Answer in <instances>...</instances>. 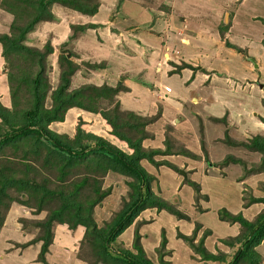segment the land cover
Returning <instances> with one entry per match:
<instances>
[{"label":"rangeland","instance_id":"1","mask_svg":"<svg viewBox=\"0 0 264 264\" xmlns=\"http://www.w3.org/2000/svg\"><path fill=\"white\" fill-rule=\"evenodd\" d=\"M156 1L159 2H155L152 4L148 0H99V2L102 4V7L99 8V11L96 14L92 15V19L95 21H102V19L107 20L106 18L111 19L112 17L110 15H113V18L115 19V22L112 25L113 27L108 21H104L105 26H108V28L110 27V31H107V33L114 34L112 36V38H115L113 44L108 43L105 40L99 41L100 37L98 36V34H100L103 29L93 30L90 33H83V31H78L75 36L69 39L68 35L72 32L70 25L75 23H84V20L82 19V16L81 18L80 16H77L75 11L64 7L61 4H54L51 7V11L55 14V19L39 22L35 26V29L28 33V38L25 43L41 48L47 40L50 41L51 45L53 46V52L48 56V67L46 70L47 73L45 75L47 76L52 87H55L59 81L60 68L57 63V58L60 52H63L64 50V54H67V56L72 55L70 59L78 66V69L72 76L71 88L78 87L83 82H90L95 84L108 83L113 85L116 84L119 80H124L125 83H130L127 84L130 87V91H126L128 92L127 94L124 93L119 96L121 92H124L120 91L117 95V98L121 102V107L129 108L142 115H147V117L156 116L158 118L159 108H162L163 105L167 106V104L177 102L176 98L171 96V93H169V87L165 86L164 84H168V86H172L174 89L178 88V90H182L181 88L184 85L183 93H181L182 97L185 94L187 86H190L191 90L194 91L197 95L200 94L202 98L198 103H195L194 107L200 108L202 113H204L206 117L203 119L195 118L191 121L193 129L197 131L200 130L199 132L194 134L191 125H184L186 116L189 114L187 110L183 108L185 112L181 109V111H178L185 115H183V117L182 115H180V113L173 112L177 108L172 107L169 110V113H175L174 117H177L172 121V124H168L166 122V119L163 118V112H161L158 119H155V121L146 125L148 131L147 133L149 135L151 134L152 137L147 134L148 136L143 141L144 145H146L145 141L147 140V146L159 147V145L161 146V143L164 142L165 139H167L173 151H177L184 145L183 148L187 146L189 150L191 149V152L195 151V153L199 154L198 157H189L182 154H167L155 156L156 159H161L162 157V159H166L174 163L178 166V171L173 170L170 166L165 164L156 166L146 159H143L141 161L145 169L155 176V179L151 182L152 190L159 196L169 201L175 202L177 207L189 216V219H179L166 210H159L156 209V207L146 208L139 213V215L134 219L133 223L130 226L125 228L122 234L117 237L114 244L116 246H123L132 249L133 235L135 234V232H141L142 234L146 233L147 235L144 236L145 240H143L142 237L140 239V242L141 244L143 243V241L147 242V245H149V247L152 246V248L151 250L149 248L150 253L145 254L151 259V261H155L156 264H160L158 259V251L156 249L157 247H160L159 245L163 236H165L167 239L166 229L171 228V232H173V238L182 240L184 245H187L190 249L191 247L189 246L187 241L177 236L178 232L184 235H195L194 241H197L203 236V233L206 229H210L209 235L204 237L205 247L214 254L226 253V255L228 254L230 258L232 252L236 247L233 248L228 244L229 242L224 241V239L232 237L228 235L226 236V228L228 229V227L225 224H237L239 227L241 226L237 222L231 223L228 221L220 220L217 214V210L221 207H225L231 213H242V215L248 220H254L257 214L261 213L262 211L264 212L263 201L252 203L257 204V206L259 207L260 210H258L257 213L252 211H245L247 209V206L251 205L246 203H249L253 197L264 198V164L260 162L261 154L255 149H246L242 145L232 144L233 140L242 141L239 139H243L244 141L245 139H248L250 136H252V134H258L256 129L257 126L253 122V119H255L254 117H256V113L254 116L252 115L254 113H249V119L245 118L246 115L243 114V112L240 115L234 116V124L238 125V127L234 126L232 123H229L227 118H225V120H219L220 122H218L217 119L224 118L220 116H223V114L227 112L226 108L224 107L227 102L223 101V98H227L230 96L228 95L227 91L221 90L219 92H216L219 88L209 89L210 86L208 85L207 87L205 85L206 83L204 84V81L198 78L194 81L188 82V85H185L187 84L186 80H181L179 76H174L172 78H168L166 75L161 76V72L157 68L156 62L158 59V53L153 51V48H156L155 50L158 51L157 42L159 40V36H153V34L147 32V30H143L146 28L148 22L147 11H149L148 13L150 14H165L166 10L161 8L163 0ZM188 1L189 0L183 1L182 8L185 9L186 12L188 11L189 6H184L188 4ZM225 2H229L231 5L225 9L223 8L222 10L221 8L223 6V0H211L206 4L203 3V5H199L197 1L192 0L191 8H194L196 6V10H200V13L203 12L205 15L209 13L213 17L215 15V12L221 9V13H219L217 19L214 21V24H216V26L218 25V28L220 30L222 28H225L226 26H229V24L231 25L232 21H230V19L232 20L233 18V11L235 10L234 8L239 5V0H225ZM257 2L259 1L254 0L253 2H251L249 7H247L251 9L249 10L251 12L249 16L253 17V19H258L255 17L256 15L264 17V6L262 4L258 5V10L254 8V5H256ZM149 9H151V11ZM130 15L134 16H131L132 19L135 21L137 20L140 26L135 23L132 24V20H129L127 23H125V18L130 17ZM15 20H21V22H23L26 19L25 16L23 17V19L16 17L13 11L7 10L2 4H0V33L10 34L12 23L17 22ZM21 22L19 23V25L21 24ZM212 22L213 19H208L204 23L206 24V27H204L203 30H205V32L209 35H212L213 32ZM261 22L264 23L262 20ZM234 24V26L237 25L236 22ZM152 28H154V30H156L157 32H160L162 26L160 25V22L155 21ZM122 31L125 32L126 36L129 35L131 39H134V37H136L134 35H139L140 40L138 41V43L140 47H138V43H135L133 41L130 42V40L126 38L125 41H127V43H125V46L129 47L130 44L131 47V49H127L123 44ZM127 31H129L130 34ZM137 32H140V34H138ZM235 35L236 37H234V42L241 43L242 40H245L244 37H239V33H235ZM67 38L69 39V41L64 43ZM140 41L145 45V47L142 45V43H140ZM66 50H70L71 54L65 53ZM253 53L258 54V51L253 49ZM165 59L166 57H164V60ZM100 61H104L102 67L98 66L96 68H92L90 66V64ZM168 61H170V59L167 56L166 62L169 67L171 64L169 65ZM176 62H178V60ZM235 62L236 61L232 59V65ZM178 63L181 64L182 60L179 59ZM171 66H174V68L169 73L176 71L174 70L176 69L175 65L172 64ZM234 67L235 66H232L233 69ZM9 70L10 73L11 71L13 73V71H15V68L6 67L5 69H3V72L6 74V71L8 73ZM262 71L264 74V70ZM133 76H135V78H133ZM160 76L162 78H160ZM142 77L147 79V85L142 84ZM251 78V76L247 75L245 81L239 80V85H236L235 81H233L231 82V86H229V88H226V90H231L230 93L233 94V100L237 105L240 104L239 106H243L245 104V101H247V108H251L253 110L254 105L249 101H256L255 97L258 98V96L260 97V95L264 93V79L258 78L255 81L256 78ZM137 79H139L140 81ZM253 80L256 82V84H252L251 81ZM11 82L16 86L21 85L19 87V100L23 102L26 101L28 99V90L26 91L27 87L22 83H18L17 81ZM162 84L164 86V92L160 93V91H156L155 87H159ZM236 92H238V95H236ZM168 96L172 97L171 102L162 100L168 99ZM126 97H128V101L126 100ZM9 98L10 99L7 105L3 104L1 100L0 102L2 105L11 110L13 108L10 93ZM23 102H21V104ZM144 107H147V110H145ZM193 110L194 109L192 107V112ZM228 114L229 113L227 112V116ZM85 115L83 114V116L88 117V120H86L87 122L85 123L84 120L80 123L85 130L89 131V129H94L103 137H106L113 143L117 144L124 151L130 152L126 143L122 142L111 133L115 125L112 126L107 124L100 116L96 117L92 114H88L87 112H85ZM216 116H219V118H216ZM257 116L258 120L260 121L262 117L259 115ZM187 120L189 121V118H187ZM203 121L205 136L202 131ZM69 122L70 121L68 119L65 126H63L64 124L58 126L57 123L53 122L50 124V126H52L51 129L57 133L69 135L72 140L76 131V126L80 122V118L75 121L76 123L71 122V124H68ZM261 122L263 121L261 120ZM239 125H242V127ZM57 126L58 128H56ZM98 126H100L99 129ZM227 130L229 131L227 132ZM123 131L125 133H128L129 135L138 136L141 135L144 130L143 128H141V126H137V128L132 129L124 128ZM258 132L262 131L258 130ZM263 133L264 132H262L261 134ZM180 139H182L185 144H182L179 141ZM215 141L217 144L215 143ZM217 141L221 142V144ZM192 147H200V150H194ZM233 147L238 150H235ZM162 148H164V144ZM234 152L236 153V155L234 156L236 158L240 157L244 163L237 164L233 162L230 163L228 168H225V166L222 165V159H224V157L228 155V153L234 154ZM219 161H221V164L219 163ZM41 164H43L44 167H42V171L40 173L36 174V180L41 181L46 178L47 180H49L50 187L55 186L59 188L60 181L58 180L59 178L55 176L57 171L59 170L51 164L46 163L50 165V167L47 166L48 168L46 167L45 163L41 162ZM74 168H77L75 170V173H78V176H76L77 180L82 177L79 174H87V168L85 166ZM205 172L209 174V176L213 179V182L209 181V183H206L208 180L212 179L206 177L203 178L201 174ZM243 173L244 177L246 175L248 176L246 179L247 181L244 180L241 182H236V176ZM68 178H70V176L65 177V179ZM99 179L101 181V190L107 191L108 193L101 199V201L94 205L93 217L96 220L97 226L103 229L107 227V224H109L107 222H109L113 217H115L116 213L119 212L124 204V201L129 199L131 188L127 183L130 178L120 175L117 172L110 171L103 177V179ZM186 179H190L191 181L199 184V193H201V195L198 199L196 198L197 193L192 186L187 184L188 182L186 183ZM90 181L91 180L89 179L86 188L89 187ZM237 201L239 202V204H241V209L235 211L233 209V205L235 207H238ZM213 204H217V206L212 210ZM27 209L30 210V215L34 217V219H41L47 213L46 210H44L39 214H33L34 212L32 208ZM200 214H204V216L201 217ZM7 215V222L11 223L12 227L13 225H15V227L20 225L21 227L22 224L20 223L19 218L22 217V215L23 217L24 215H28V213L25 212L20 206H18V203H13ZM29 219L32 218L30 217ZM175 219H177L178 222H176ZM196 222H199L201 224V227L200 229H198L196 234H193ZM80 226L82 225H79L77 227ZM62 227V229H68V231H70L67 226L64 225ZM22 231L24 235L29 234L33 238L34 234H36L38 230L32 228V225H30L25 227V229L23 228ZM71 231L74 241L76 239L75 230ZM79 233L80 231H77L76 235H78ZM58 234H60V230ZM10 239L21 241L23 239V236L20 235V233L18 234V232L7 229L5 233H2V240H0V246L5 248L3 249V251L0 249V254H2V252H6L10 247ZM76 240L78 241V243L77 245H75L76 247L73 248L75 250V254H72L71 257L72 260L74 259L77 262L79 258H77L76 256V251L79 246L80 239ZM52 244L54 253L56 255L59 254L61 258L62 255H65V253L63 252V247L67 249L68 247H70L67 246L70 243L62 242L59 235L55 236V241L53 240ZM164 247L165 249L169 250L167 247V243ZM178 248L179 250L182 249L181 246H178ZM255 249L260 256L259 261L264 264V255L262 254V251L260 249H257V246ZM192 252L195 254L197 259L203 260L201 258H198L199 254L195 253L191 249V253ZM167 255L165 256L166 259L169 256ZM66 257H68V255L64 257L65 261L68 262V259ZM60 260L63 261L62 259ZM63 263L65 264V262ZM71 263L72 262L70 259V262H68V264Z\"/></svg>","mask_w":264,"mask_h":264},{"label":"trees","instance_id":"2","mask_svg":"<svg viewBox=\"0 0 264 264\" xmlns=\"http://www.w3.org/2000/svg\"><path fill=\"white\" fill-rule=\"evenodd\" d=\"M0 1V4L13 11L16 17L23 19L25 16L26 19L23 22L15 20L17 22L12 23L10 34L0 33L4 69L15 68L13 73L12 71L10 73V70L8 73L6 71L13 109L10 110L0 102V228L12 204L18 203L32 208L33 214H39L44 210L47 212L41 219L19 218L22 229L32 225V228L38 230L33 238L21 246L40 241L36 257L40 264H49L46 253L53 242L54 229L58 224H64L70 230H75L79 225L84 227L76 256L86 264H156L146 256L139 232L136 231L133 235L132 249L116 246L114 243L117 237L146 208L166 210L179 219H189V216L179 209L175 202L159 196L152 190L151 182L155 176L145 169L141 161L146 159L156 166L165 164L178 171L179 168L174 163L166 159H156L155 156L182 154L197 158L198 155L186 147L183 148L184 145L173 151L167 139L163 142L164 148L145 146L143 141L149 135L146 125L159 118L161 108L158 111V118L122 108L117 95L120 91H127L128 87L120 80L113 85L83 82L80 86L71 88L72 76L78 66L70 59L72 55L67 56L64 50L57 58L60 68L59 81L55 87L50 84L45 74L48 56L53 52V46L48 40L41 48L26 44L28 33L33 31L39 22L55 19L56 16L51 11L54 4H61L82 14L93 15L98 11L99 0ZM261 20L264 22V19ZM98 26L100 25L94 23L71 24L72 32L68 35L69 39L78 31L84 32L88 28ZM227 28L228 26L219 30L222 37ZM69 39L67 38L64 43ZM225 44L238 52H246L227 40ZM65 53L71 54L70 50H66ZM103 63L104 61H100L90 66L102 67ZM189 66L191 65L182 63L179 67ZM10 80L27 87L26 101L19 100L21 85L16 86ZM142 83L145 84L144 81ZM73 105L98 114L107 124L115 125L111 133L125 142L130 152L124 151L101 134L90 129L85 130L80 124L84 121L82 118L76 126L72 140L69 135L53 131L50 124L63 121L64 113ZM262 105L264 106V97ZM217 120H225V117ZM261 120L264 122V117ZM137 126L144 130L141 135L132 136L123 131L124 128L132 129ZM149 136L152 137L151 134ZM249 138L244 141L233 140L232 144L255 149L261 154L260 162L264 164V133L252 134ZM233 156L226 155L223 161L221 160L222 165L226 167L233 162L244 163L240 157ZM41 162L45 163L46 167H50L48 164H51L59 170L55 175L60 181L59 188L50 187L46 178L36 180V174L44 167ZM79 166H85L87 174H79L82 177L77 180L78 173H75L77 168L74 167ZM110 171L129 177L127 183L131 192L119 212L107 222L109 223L107 227L102 229L97 226L93 217V207L108 193L101 190L99 178L103 179ZM67 176L70 178L65 179ZM247 177V175L244 177L243 173L238 175L235 181L241 182ZM89 179L90 185L86 188ZM186 183L193 187L198 199L201 195L199 184L190 179H186ZM257 201L264 202V198L253 197L246 204ZM217 214L220 220L237 222L241 226L237 235L224 239L231 247H236L227 264H263L259 261L260 256L255 248L264 239V212L257 214L254 220L246 219L240 212L231 213L225 207L219 208ZM200 227L201 224L196 222L193 234H196ZM209 233L210 229H206L197 241H194L195 235L178 232L177 236L187 241L201 259L218 260L225 254H214L205 247L204 237ZM166 242L167 239L163 236L160 247L156 249L160 264H171V261L165 259V255L169 253L164 250Z\"/></svg>","mask_w":264,"mask_h":264},{"label":"crops","instance_id":"3","mask_svg":"<svg viewBox=\"0 0 264 264\" xmlns=\"http://www.w3.org/2000/svg\"><path fill=\"white\" fill-rule=\"evenodd\" d=\"M148 1L151 2L152 4L155 2H159L156 0H148ZM183 1L184 0H163V4L161 5L162 6L161 8L166 10L165 14H163V15H158L155 13L150 14V13H148L149 11H147V14L149 16V17L147 16L148 22H147L146 28L143 30H147V32H150L151 34H153V36H155V35L159 36V40L157 42L158 51L155 50L156 48L155 49L153 48V51L158 53V59L156 62H157V68L161 72V76L166 75L168 78H172L174 76H176V77L179 76L181 80H186L187 84H185V85H188L189 84L188 82L194 81L198 78V79H202L204 81L203 83L204 84L206 83L205 85L207 87L209 85L210 86L209 89H211V88L218 89L219 88L216 92H219L221 90L227 91L228 95H230V96L227 98H223V101L227 102L224 107L226 108V110L229 114L227 116V112H226L225 114H223V116H220V117L227 118L229 123H232L234 126L238 127V125L234 124V116L240 115L243 112V114L246 115L245 118L249 119V116H248L249 113H251V114L254 113V114H252L253 116L256 113V117H254L255 119H253V122L257 126L256 127L257 133L261 134L262 132H264L263 131L264 130V124H263V122H261V120L260 121L258 120L257 115L264 117V109H263L264 106L262 105V97H263L264 93L261 94L260 97L258 96V98L255 97L256 101H252L249 98L251 100L249 102H251L254 105L253 110H252L251 108L250 109L247 108L248 107L246 105L247 101H245V104L243 106H239L240 104L237 105L235 103V101L233 100V94L230 93L231 90H228V89L226 90V88H229V86H231V82H233V81H235L236 85H239L240 84L239 80L245 81L247 78V75L251 76L252 77L251 79L256 78L255 81L258 78L264 79V74L262 71V70H264V45H263L264 23L261 22V19H264V17L260 16V15H256L255 17L258 19H253V17L249 16L251 13L249 10H251V9H249L247 7H249L251 2H253L254 0H239V5L236 6V8H234L235 10L233 11V18H232V20L230 19V21H232L231 25L229 24L227 31H224V33H223L224 36L222 37V35L219 31L218 25L216 26V24H214V21L217 19L219 13H221L223 8L225 9L231 5L229 2H225V0H223V6L221 8L222 10L221 9L217 10L215 12L214 17H213L209 13H207L206 15L203 12L200 13V10H196V8H197L196 6L194 8H191L192 0H189L188 4L186 6H184V7L189 6L188 11L186 12L185 9L182 8L183 7ZM194 1H197V3L199 5H203V3L206 4L208 1H211V0H194ZM258 1L259 2H257L256 5H254L255 6L254 8H256V9L257 8L259 9V7H258L259 4H262L264 6V0H258ZM100 7H102L101 3L99 5V8ZM99 8H98V11H99ZM254 8H252V9H254ZM149 10L151 11V9H149ZM192 10H194V11H192ZM75 13L77 14V16H80V18L82 16L84 23H94V24L100 25V26L95 27V28H88L83 33H85V32L90 33L93 30L103 29V31L100 34H98V36L100 37L99 41L105 40L108 43L113 44V41H115V38H112V36L114 34L107 33V31H110V27L108 28V26H105V22H104V21H108L112 26L115 22L113 15H110L112 17L111 19L106 18L107 20L102 19V21H95L92 19L93 18L92 15L82 14V13H79L77 11H75ZM131 16L134 17L133 15H130V17L125 18V23H127L129 20H132L133 21L132 24L135 23V24L139 25V22L137 20L136 21L133 20ZM164 17H165V19H164ZM208 19H211V20L213 19L212 35H209L208 33L205 32V30H203L204 27H206V24H204V23ZM155 21L160 22V25L162 26L160 32H157L156 30H154V28H152L154 26ZM235 22L237 23L236 26H234ZM237 28L239 31L237 30ZM114 31H116V30H114ZM215 31H217V32H215ZM127 32H129V31H127ZM137 33L140 34V32H137ZM235 33H239L240 34L239 37L242 36L245 38V40H242L241 43L234 42V39H235L234 37H236ZM129 34H130V32H129ZM122 35H123L122 39H123L124 46H125V43H127V41H125L126 38L128 40H130V42L133 41L135 43H138V41L140 40L139 35H134V36H136V37H134V39H131L129 37V35L126 36L124 31H122ZM226 40L229 41L230 43L234 44V45L241 47L246 52L245 53L244 52H238L235 49H233L232 47L227 46L225 44ZM140 43H142V42L140 41ZM142 45L145 47V45L143 43H142ZM138 47H140L139 43H138ZM126 48L131 49L130 44H129V47H126ZM253 49L257 50L258 54H254ZM144 50H146V49H144ZM122 51H125V50H122ZM114 53H115V51H114ZM167 56L170 59V61H168L169 65L170 64L175 65V68H176V69H174V70H176L175 72L169 73L170 71L173 70L174 66L172 67L170 65L171 67L170 66L168 67V64L166 62ZM164 57H166L165 60H164ZM179 59L182 60V63L184 62V63H187L191 66L180 68L179 66L182 63L181 64L178 63ZM232 59H234V61H236L233 65H232ZM251 59H253V61L256 63V65L251 61ZM177 60H178V62H176ZM232 66H235L234 69L232 68ZM3 69H4V61H3V58L1 56V47H0V100L3 104L7 105V103L9 102V99H10L9 98V87L7 85V77H6V74L3 72ZM161 76H160V78H162ZM133 78H135V76H133ZM142 78H143V81H145V84L147 85V79H145L144 77H142ZM139 79H140V77H139ZM139 79H137V80H139ZM121 81L124 82V84L129 88L127 90L129 92L130 87L127 84H130V83H125L124 80H121ZM255 81L254 80L251 81L252 84H256ZM139 83H141V82H139ZM164 85L169 87V89H170L169 93H171V96L175 97L177 100V102L167 104V106L163 105V107L161 108V112H163V118L166 119V122L168 124H172V121L177 118V117H174L175 113H172V114L169 113V110L172 107L177 108L173 112L180 113V115H182V116L184 114H182L181 112H178V111L180 109L183 110V108L185 110H187V112L189 114L186 116V121H185L184 125H186V124L191 125V123H192L191 121L195 118H202L203 119L206 117L205 114L202 113L200 108L194 107L195 103H198L202 97L200 96V94L197 95L194 91H192L190 86H187V88L185 90V94L182 97L181 93H183L184 85L181 88L182 90H178V88L174 89L172 86H168V84H164ZM163 88H164L163 84L160 85L159 87L158 86L155 87L156 91H160V93L164 92ZM128 92L124 91V92H121L120 94L119 93L118 94L120 96L121 94H124V93L127 94ZM236 93H237L236 95H238V92H236ZM171 98L172 97L168 96V99H162V100L171 102L172 101ZM126 100L127 101L129 100L128 97H126ZM246 100H248V99H246ZM120 104H121V102H120ZM192 107L194 109L193 112H192ZM68 108L69 109L66 110V112L64 113V120L60 121V122H54V123H57L58 126L61 124H64L63 126H65L67 124L66 122L68 121V119L70 121L68 124H71V122L74 123L78 118H82L85 121L88 120L87 119L88 117H85L86 116L85 112H87L88 114H92L93 116H96V117L100 116L98 114H95L93 112H90L88 110L80 108L78 106H70ZM124 109L131 110V109L126 108V107ZM142 109H143V106H142ZM144 109L147 110V107H144ZM145 113H143V114H145ZM83 114L85 116H83ZM187 118H189V121L187 120ZM216 118H219V116H216ZM218 122H220V121L218 120ZM58 126L56 128H58ZM239 126L242 127V125H239ZM51 127L52 126H50V128ZM99 128H100V126H98V129ZM90 130L98 133L94 129H90ZM192 130H193L194 134L200 131V130L197 131V130L193 129V126H192ZM258 130L262 131V132H258ZM202 131H203L204 136H205L204 121H203ZM228 131L229 130H227V132ZM239 140H243V139H239ZM179 141L182 144H185L182 139H180ZM217 142H219V141H217ZM145 143H146L145 146H147V140L145 141ZM159 143H161V142H159ZM215 143H216V141H215ZM219 143L221 144V142H219ZM161 144L162 145L161 146L159 145V147H163V142ZM151 147H153V146H151ZM185 147L188 148L187 146H185ZM199 148L200 147H196L193 149L199 151L200 150ZM235 150H238V149H235ZM193 153H195V151H193ZM195 154L199 155L197 153H195ZM228 154L236 155L235 152H234V154L233 153H228ZM161 159H162V157H161ZM193 162H195V161H193ZM229 165L226 166L225 168H228ZM206 173L207 172L202 173L201 176L203 178L206 177V178L212 179L209 176V174L208 173L206 174ZM209 181L213 182V179L208 180L206 183H209ZM208 188H209V185H208ZM239 198H240V196H239ZM237 204H238V207H235L233 205V209L235 211H237L238 209H241V204H239L238 201H237ZM18 206H20L25 212L28 213V215H24V217L34 218L30 215V210L27 208H24L26 206H23L20 204H18ZM216 206H217V204H213L212 210ZM258 210H260V209L257 206V204H251V205L247 206V209L245 211L246 212L252 211V212L257 213ZM9 211H10V209H9ZM200 215H201V217L204 216V214H200ZM7 217H8V215L5 218L3 226L0 228V240H2V233H5V231L7 229H10L11 231L18 232V234L20 233V235L23 236L24 241H23V239L21 241H16V240L10 239V242H9L10 247L7 249L6 252H2V254H0V264H40V262L36 261V257H37V254L39 252L41 242L39 241V242H36L33 244H28L27 246H24V247L21 246L22 243L29 241L28 239H30L32 237L29 234L24 235L20 225H18L19 227L18 226L15 227V225H13V227H12L11 223L7 222ZM22 217H23V215H22ZM175 220H176V222H178L177 219H175ZM225 225H227V227H228V229L226 228V233H225L226 236L227 235L228 236H235L239 233V231L241 229V227H239L237 224H225ZM62 226H64V224H62V225L58 224L55 226L53 240L55 241V236L59 235L62 242L70 243L67 246H70L71 248L68 247V249H67V248L63 247V250H64L63 252L65 253V255H62V258H61V256L59 254L56 255L54 253V251L52 249L53 244H50L48 252L46 253L47 261L49 262V264H64L63 262H65V264H68V262H70V259H71V262H72L71 264H83V263H85V261H82L81 259H78L76 262L74 259L72 260V257H71L72 254H75V250L73 248H75L76 247L75 245H77V243H78V241L76 239H81L83 232H84V228L82 226H80V227H77L75 229V238L76 239L73 241V237H72V233H71L72 231L70 229H69L70 231H68V229L67 230L62 229L63 228ZM59 230H60V234H58ZM77 231H80V233H79L80 236H79V234L76 235ZM171 231H172L171 228L166 229L167 239H168L166 243H167V247L170 251L165 249L166 251H169V253H167L169 255V256L167 255L168 256L167 260L171 261V264H227V262L230 260L228 254L226 255V253H224L225 255H221L222 258H220L218 260H204V262H203V260L197 259V257L195 256V254L193 252L191 253V249L187 245H184L182 240L173 238V232H171ZM146 235H147L146 233H143V234L141 233V238L143 237V240H145L144 236H146ZM142 244H143V249H144L145 253L146 254L150 253L149 251L151 250L152 246L149 247V245H147V242H144V241ZM177 245L181 246L182 249L179 250ZM153 246H157V245H153ZM149 248H150V250H149ZM0 249L3 251V249H5V248L0 246ZM257 249H260L262 251V254L264 255V239L257 246ZM232 254H233V252H232ZM67 255H68V257H66V258L68 259V262H66L64 259V257ZM55 256H57V257H55ZM198 258H200V257H198ZM60 259H62L63 261H61ZM205 261H207V262H205ZM154 263H155V261H154Z\"/></svg>","mask_w":264,"mask_h":264},{"label":"water","instance_id":"4","mask_svg":"<svg viewBox=\"0 0 264 264\" xmlns=\"http://www.w3.org/2000/svg\"><path fill=\"white\" fill-rule=\"evenodd\" d=\"M251 61L256 65V63L253 61V59H251Z\"/></svg>","mask_w":264,"mask_h":264}]
</instances>
